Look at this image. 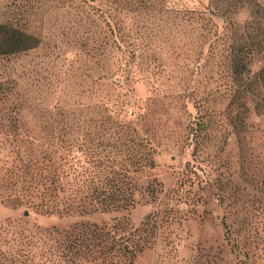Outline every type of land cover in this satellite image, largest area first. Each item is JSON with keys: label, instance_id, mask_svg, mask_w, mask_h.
<instances>
[{"label": "rangeland", "instance_id": "374dc122", "mask_svg": "<svg viewBox=\"0 0 264 264\" xmlns=\"http://www.w3.org/2000/svg\"><path fill=\"white\" fill-rule=\"evenodd\" d=\"M113 1L0 0V24L38 40L0 57V123L22 126L0 133V164L19 166L16 152H25L13 140L28 138L48 153V143L74 142L55 155L57 166L92 170L128 158L139 137L155 167L134 178L138 187L159 182L161 193L154 202L139 192L134 208L115 213L0 202V224L43 240L45 230L127 219L119 234L146 240L133 264H264L261 55L248 95H229L230 47L264 30V0H220L225 18L211 0L131 1L135 11Z\"/></svg>", "mask_w": 264, "mask_h": 264}, {"label": "trees", "instance_id": "16d2710c", "mask_svg": "<svg viewBox=\"0 0 264 264\" xmlns=\"http://www.w3.org/2000/svg\"><path fill=\"white\" fill-rule=\"evenodd\" d=\"M131 1L142 8H146L148 3L147 0H114L113 3L121 6L120 11H135L133 6L129 8ZM239 1L242 0H234ZM219 3L220 0L210 1L213 13L225 18L227 10L222 9ZM249 13L253 19L259 14L257 10ZM253 34L249 43L230 47L233 86L229 95L232 100L248 95L250 67L256 55H261L264 60V30L257 26ZM37 45L35 37L8 23L0 24V57L30 51ZM255 78L264 86V67L257 70ZM21 128L17 121L8 125L0 123V133L16 132ZM196 129L193 131L198 137ZM136 141L129 157L120 162L96 161L92 170L83 167L78 170L73 165L61 170L54 157L63 151L70 153L74 142L67 146L48 143V153L42 152L43 144L33 145L28 138L14 139L13 146L22 148L25 153L16 152L18 161H22L19 166L8 169L0 164V202L13 208L33 205L35 200L39 201L34 204L39 210L62 214L73 211L84 214L128 212L137 204L136 194L139 192H146L155 202L162 191L161 184L154 181L138 187L134 178V174H142L155 167L153 151L145 140L138 137ZM63 194L69 195L67 200ZM115 222L111 226L74 223L64 231L45 230L43 240L12 230L9 222L0 224V264H133L135 257L143 252L146 240L144 238L141 242L140 236L134 239L133 235L131 238L120 235L118 231L129 225L128 220Z\"/></svg>", "mask_w": 264, "mask_h": 264}]
</instances>
